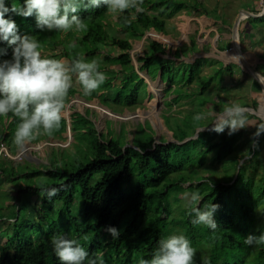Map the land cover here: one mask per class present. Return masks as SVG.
<instances>
[{"label":"trees","instance_id":"16d2710c","mask_svg":"<svg viewBox=\"0 0 264 264\" xmlns=\"http://www.w3.org/2000/svg\"><path fill=\"white\" fill-rule=\"evenodd\" d=\"M13 3L23 6L24 0H6V6L9 8ZM173 3H175L173 0H164L161 3L143 0L141 5L143 11L135 13V10H131V12L126 11L117 16L108 14L106 6L103 5L99 8L81 9L77 14L85 20L87 29L79 33L41 31L37 27L34 16L24 18L9 13L5 18L16 22L19 35L36 37L43 44L41 51L54 50V47L59 45L61 53L55 56L57 59L72 60L80 56H83L87 61L92 58L97 61L103 59L106 66L99 64V70L106 74L107 79L101 86L102 93L97 98L102 106L107 107L115 114L122 115L126 108L134 110L136 107H142L143 100L148 96V84L140 72H146L152 80L160 78L164 83L167 82L169 93L174 91L178 94L174 100V104H177L183 99L191 101L192 95L198 94L195 87V84L198 83L197 78L200 80L199 92L205 94L215 81H224V73L235 76V68L240 67L236 64L225 65L214 59V63L220 62L219 67L215 69L214 73L202 78V62L204 60L200 61L199 59L190 65L191 71H188V76H183L186 78V81H183L178 76L183 71L182 67H173L172 59L166 58L169 55L167 54V45L148 37L147 49L143 57L139 58L141 66L136 69L132 64V41L142 40L152 30L166 35L165 17L171 18L176 14L170 12L167 15L166 6ZM179 5H186L187 8L188 3L183 1ZM196 5L197 8L203 7L202 3ZM149 8L155 15L150 13ZM181 9L182 7H180ZM250 11L258 12L252 9ZM204 12L205 15H209L208 12ZM131 14H135L136 18L131 20V23H125L126 17L131 19ZM109 17H113L114 21H110ZM247 21L253 28L264 27L262 22L264 17L249 18ZM223 23L224 26L228 25L225 16H223ZM242 25L243 22L240 29ZM240 34L241 42H243L245 33L240 30ZM72 41H75L77 45L74 49L68 47ZM115 49L118 50V53L114 56L112 50ZM0 50L7 53V55H0V61L12 58L13 48L7 43L0 42ZM219 50L224 51L225 49L220 47ZM176 55H181L179 50ZM260 57L264 60V52ZM115 65H119L121 68L116 70L113 68ZM181 65L184 66V63ZM257 71L264 77V63L259 64ZM186 73L187 71L184 72V74ZM243 73L247 74L244 71ZM206 76L210 77L206 80ZM75 82V77H73V87L69 92L68 101L78 94L88 101H92V96H85L79 92L80 88ZM253 84L258 90H262L258 82L254 81ZM187 87L195 94L191 95L184 91ZM142 95L144 96L142 97ZM255 105L257 106V102ZM89 112L90 110H87V113ZM87 113L85 115L73 114V121L77 116L81 126L74 127L72 121V131L75 133L79 129H84L88 136L93 138V141L91 140L86 148L74 141L73 144L80 147L76 148L77 151L74 155L71 154L72 157L67 160L52 162L51 168H48L46 172L47 183L34 187V191L39 196L38 199L41 197L42 212L46 211L47 213L43 220L41 219V223L39 222L37 225L38 228L33 232L28 230V228L30 229L28 226L30 219L19 223L21 215L26 212L22 205H18L15 212L7 215L8 218L0 216V228L7 224L12 228V235L0 246V264H61L51 245V238L60 234L77 240L80 246L89 253V258H95V254L98 252L102 253L104 264H141L142 260H151L161 239L177 231L185 235L195 249L202 243L211 246L209 260L206 262L195 260V264H264V246L258 248L257 245L248 246L244 243V238L248 235L259 236L261 231L256 220H253L251 224L242 220V218H251L255 213V205L249 201L252 190L241 188V181L244 179L245 173L242 176L240 171L237 178L229 182L215 183L211 181L206 194L201 189L197 190L202 197L199 204L201 208L205 204L219 205L214 214L217 224L215 230L191 223L194 218L193 215H190L192 205L188 209L183 208L180 217H173L170 198L178 192L185 191L184 185L189 183L185 178L172 180V176L181 172L184 167L183 164H178L177 156H180L179 151L184 148L186 143L201 140V133L196 139L186 141L193 135L181 129V134H173L178 143L165 144L166 141L161 140V145L154 146L155 132L153 131V136L143 139L134 136L132 146H130L127 142L112 137L111 129L106 134L107 137L105 134L98 136L95 128L88 127L87 121L91 124L92 122ZM109 122L112 123V121ZM17 123L18 121L11 115L7 118H0V127L4 131L7 128L5 124H10L11 128H15ZM261 123L264 121L260 120L259 124ZM146 125L149 123H145ZM166 126L172 132L168 125ZM67 127L68 122L64 117L61 128L51 137L58 135L63 138L62 135ZM119 134L123 135V129ZM43 137L48 138V136H41L32 143H37ZM259 138H264V135ZM237 140V133L231 136L228 134L220 136L214 132L212 140L203 146V154L200 158L194 159V162H197L198 166H204L211 153L215 156V162L223 161L235 150ZM2 143L9 147L11 140L0 132V144ZM84 149H87L85 153H83ZM252 154L253 152H250V155ZM255 158L256 155L252 156L250 160L253 161ZM9 161L13 163L11 160ZM11 169L8 164H5L4 159L0 158V174L12 177L13 170ZM97 175H100V179L92 187L91 182ZM141 181L144 182L140 183ZM132 184L135 185V188L129 194L125 193L124 186ZM202 185L204 183H200L197 188ZM44 188H56L59 190L58 195L49 199L43 191ZM188 188L192 189V193L196 190L193 183L189 184ZM31 189L28 187L27 191L31 192ZM78 190L81 193L83 212L82 215L75 217L74 214L72 216V207ZM19 196L20 194L14 196L12 201H17ZM152 203L157 204L155 209L152 208ZM13 204L16 203L13 202ZM0 215L2 214L0 213ZM93 217L96 219V223L89 221ZM109 226L120 231L119 238L113 239L109 235L106 231ZM7 230L6 232H8Z\"/></svg>","mask_w":264,"mask_h":264},{"label":"rangeland","instance_id":"374dc122","mask_svg":"<svg viewBox=\"0 0 264 264\" xmlns=\"http://www.w3.org/2000/svg\"><path fill=\"white\" fill-rule=\"evenodd\" d=\"M173 1L175 3L166 6L168 11L167 15H169L170 12L176 13L171 18L165 17L166 35L156 32L157 34L153 33L152 36L155 38L154 40L167 45V54L169 55L166 56V58L172 59L173 67H182L183 71H181L178 76L182 78L183 81H186V78H183V76L186 77L185 75L188 74V71H191L190 65H193L194 62L199 59L200 61L204 60V62H202V78H204L205 75L214 73L216 71L215 69L219 67L218 65H220V62L214 63V59L224 62L225 65L235 64V60L231 59V57L235 56V52H232L233 49H231L232 28L239 12L242 10L250 11V9H252L258 11L255 12V14H259L263 9L262 0ZM183 1L188 3L187 8L186 5H179ZM153 2L161 3L164 2V0H153ZM197 3H202L203 7L197 8ZM180 7H182L181 10ZM149 11L152 15H155L151 11V8H149ZM204 11L208 12L209 15H205ZM223 16H225L228 25L224 26ZM108 19L114 21L113 17H109ZM242 22L243 25L240 30H243L245 33L243 42H241L242 51L247 55V59L252 66L258 70V65L264 63L263 59L260 57L264 52V27L253 28L247 19ZM262 22L264 23V21ZM151 32H148L142 40L132 41L133 50L131 51V57L132 64L136 69L141 66L139 58L143 57L147 49V38L151 37L148 35ZM220 47L225 50L220 51ZM178 50L181 55H176ZM194 51L196 52L193 54ZM231 52L232 54H230ZM42 53L48 58H55V56L61 53V48L57 45L54 47V50L47 49L42 51ZM117 53V49L112 50L114 56ZM229 55H231V57H229ZM91 60H89V62ZM69 61L71 60L69 59ZM98 63L106 66L103 59H100ZM183 63L184 66L181 65ZM113 68L119 70L121 66L115 65ZM186 71L187 73L184 74ZM243 71L242 67H237L234 70L235 76L224 73V81H215L205 94H200V80L197 78L196 81L198 83L195 84V87L196 93L198 92V94L192 95L195 93H192L189 87H187L184 91L191 93L193 97L192 100L183 99L177 104H174V100L178 94L174 93V91L173 93H169V84L167 82L164 83L160 78L152 80L146 72H140L142 77L145 76L150 81V86H147L148 96L143 100L142 107H136L134 110L126 108L122 115L115 114L100 104L97 97L102 93V87L90 95L93 97L92 101H88L85 97L81 96V94L75 95L67 102L64 117L67 119L68 127L62 135L63 138H60L58 135L57 137H43V139L39 140L37 143L28 145L25 153L18 159L16 158L20 152L13 143L16 126L15 128H11L10 124H5V126H7L6 130L4 131V129L0 127V132L3 133V136L7 135L9 140H11L8 147L10 151L9 158L12 157L14 160L12 161V158L4 159L5 164H8L9 167L12 168L11 170H13L11 172L13 174L12 177L0 174V213L2 214L0 216L8 218L7 215L11 212H15V208L17 209L18 205H22L26 212H23L21 215L19 223L30 219L28 225L30 229L28 228V230L33 232L38 228L37 225L39 222L41 223L47 213L46 211L45 213L42 212L41 197L38 199L39 196L34 191V187L47 183L48 176L46 172L48 168H51L52 162L55 160H67L72 157L71 154L74 155L77 151L76 148H80L75 146V143H79L81 147L86 148L87 144L91 143V140L93 141V138L88 136L86 130L79 129L78 132L74 133L71 126L73 114L81 113L85 115L87 110H90V112L87 113L89 115V120L92 122L91 124L87 121L89 128H95L98 132V136L100 134H105L106 137V134L111 129L112 137L127 142L130 146H132L134 136L143 139L147 136H153V131L155 132V146L161 145V140L166 141L165 144H169L170 142L178 143L173 134H181V129L193 135L188 140L196 139L201 133V140L186 143L184 148L179 151L180 156H177L178 164H183L184 167L181 172L172 176V180L185 178L189 183L184 185L185 191L178 192L170 198L173 217H180L182 215L181 211L183 212L184 210L183 208L188 209L191 206L189 201L192 189L188 188L189 184L193 183L196 187V190L193 192H197L198 189H201L205 191L206 194L208 192V185L209 183L211 184V181L215 183L229 182L232 179L235 180L241 171L242 176L245 173L244 179L241 181V188L252 190V196L249 201L253 202L255 205L254 216H251V218H242V220L250 224L253 220H256V224L259 226L262 234H264V138H259L258 147H252L253 134L259 125V121L263 118L258 113L264 102V92L263 90H258L253 84L254 79L252 76L244 74ZM206 77L207 80L210 76ZM202 78L200 79L202 80ZM75 84L80 88L79 92L82 93L81 86L77 82H75ZM143 96L144 95H142V97ZM255 102H257V106ZM231 103H239L249 110L247 113L248 124L246 128L237 132L238 140L235 144V150L221 162H215V156L211 153L208 156L207 163L204 166H198V163L194 162V159L200 158L203 154V146L207 145L208 141L212 140L214 134L212 131L214 125L212 123L215 117H209L206 121L196 122L193 120V116L197 113L208 111L219 113L226 105ZM102 109L107 110L106 113L103 112ZM75 118L76 119L73 121L74 127L76 125L78 127L81 126L77 120V116ZM109 121H112V123ZM145 123H149V125L145 126ZM166 125H168L172 132L169 131ZM202 127H207V129L199 132L198 129ZM122 129L123 135L121 136L119 133ZM224 134H228L227 130L223 134H220V136ZM74 141L75 143L73 144ZM85 151H87V149H84L83 153H85ZM250 152H253V154L250 155ZM13 154H15V156H13ZM255 155L256 158L251 161L250 158ZM9 160L13 163H10ZM99 179L100 175L95 176L91 182V186L94 187ZM142 182L144 181L140 183ZM200 183H204V185L197 188ZM28 187L32 188L31 192L27 191ZM133 188H135L133 184L125 185L124 192L129 194ZM18 194H20V196L17 197V201H12L15 198L14 196H18ZM13 202L16 204L14 205ZM156 206V203H152L153 209H155ZM72 211V216L73 214L75 217L82 215L83 208L81 205L80 190L75 194ZM89 221L93 223L97 222L94 217L90 218ZM6 229H8V232H6ZM261 231L259 235H261ZM174 234L182 233L177 231ZM11 235L12 228L9 224L2 226L0 228V246H2ZM261 246H264V244L257 247L259 248ZM210 253L211 246L202 243L196 248L195 260L206 262L209 260Z\"/></svg>","mask_w":264,"mask_h":264},{"label":"clouds","instance_id":"9594fccd","mask_svg":"<svg viewBox=\"0 0 264 264\" xmlns=\"http://www.w3.org/2000/svg\"><path fill=\"white\" fill-rule=\"evenodd\" d=\"M142 4L143 0H24L23 6L13 3L9 8L6 6V0H0V42H5L13 48L12 58L0 61V118L11 115L18 121L13 140L20 152L16 159L21 157L33 141L41 136L51 137L61 128L69 92L73 87V77L85 96L99 90L107 77L99 70L96 59L89 62L83 56L71 61L46 57L41 51L43 44L36 37L19 35L16 22L5 17L9 13L24 18L34 16L41 31L79 33L87 29V23L77 14L81 9L88 10L103 5L106 6L108 14L117 15L131 10L139 13L143 11ZM135 18V14H131V19L126 17L125 23H131ZM76 46L75 41L68 44L70 49ZM0 55L7 53L0 50ZM231 59L239 62L240 57L233 56ZM102 110L105 113L107 111ZM248 111L239 103H231L219 113L211 111L197 113L193 120L202 122L209 117H215L212 131L223 134L227 130L231 136L246 128ZM207 127L199 128L198 131L201 132ZM261 135H264V123L256 128L252 137V147H258ZM0 158L11 159L7 156ZM43 191L51 199L58 195L59 190L44 188ZM200 202L199 192L190 195L189 203L192 205L190 215L194 216L191 223L215 230L217 224L214 214L219 205L205 204L201 208ZM106 231L113 239L119 238L120 231L117 228L109 226ZM244 243L248 246L262 245L264 234L259 236L250 234L244 238ZM51 245L61 264H104L102 253L98 252L95 258H89V253L79 242L66 235H54L51 238ZM195 256L196 249L185 235L172 234L159 241L151 260H142L141 264H195Z\"/></svg>","mask_w":264,"mask_h":264},{"label":"water","instance_id":"95a60500","mask_svg":"<svg viewBox=\"0 0 264 264\" xmlns=\"http://www.w3.org/2000/svg\"><path fill=\"white\" fill-rule=\"evenodd\" d=\"M262 2H263V9L259 14L252 13L248 10H242L239 12V15H238V17H237V19L233 25V28H232V48L231 49H233L237 53H239L240 58H241L240 62H234V63L236 65H239L240 67H242L244 72L251 75L252 78L254 79V81H256L260 84V86L264 92V77L256 70V68L254 66H252V64L249 61H247L243 57L244 53H243L242 48H241V40H240V26H241V23L243 20H246L249 18L260 19V18L264 17V0H262ZM142 78H144L146 83L150 86L149 79H147V77H145V76H143ZM261 108H263V110H264V102H263V105ZM262 120L264 121V117L262 118ZM186 141H189V140H186ZM186 141H184V142H186ZM155 144H156V141L154 143V146H155Z\"/></svg>","mask_w":264,"mask_h":264},{"label":"built area","instance_id":"2783aa9c","mask_svg":"<svg viewBox=\"0 0 264 264\" xmlns=\"http://www.w3.org/2000/svg\"><path fill=\"white\" fill-rule=\"evenodd\" d=\"M153 33H149L148 35L152 36ZM153 37V36H152ZM9 157L10 156V151L8 147L5 144L0 145V157ZM12 158V157H10Z\"/></svg>","mask_w":264,"mask_h":264},{"label":"bare ground","instance_id":"6f19581e","mask_svg":"<svg viewBox=\"0 0 264 264\" xmlns=\"http://www.w3.org/2000/svg\"><path fill=\"white\" fill-rule=\"evenodd\" d=\"M235 52V56H239L240 57V55H239V53H237L235 50H232V52ZM232 52L230 53V54H232ZM229 57H231V55H229ZM243 57H244V55H243ZM241 59V58H240ZM231 60V59H230ZM234 62H237V61H234ZM239 62H240V60H239ZM261 117H264V110H263V108H261L260 109V111H259V113H258ZM154 115V114H153ZM152 115V116H153ZM152 118V117H151ZM25 153V151L23 152V154ZM23 154H21V156L23 155Z\"/></svg>","mask_w":264,"mask_h":264},{"label":"crops","instance_id":"0c3cea01","mask_svg":"<svg viewBox=\"0 0 264 264\" xmlns=\"http://www.w3.org/2000/svg\"><path fill=\"white\" fill-rule=\"evenodd\" d=\"M228 54H229V52H228ZM244 58L247 60V61H249L248 59H247V55L246 54H244ZM259 66V65H258Z\"/></svg>","mask_w":264,"mask_h":264}]
</instances>
